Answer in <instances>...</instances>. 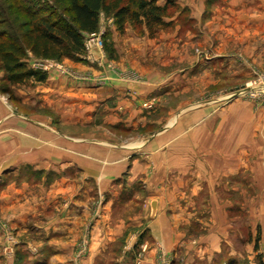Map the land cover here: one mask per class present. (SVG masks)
I'll return each instance as SVG.
<instances>
[{
	"label": "crops",
	"instance_id": "1",
	"mask_svg": "<svg viewBox=\"0 0 264 264\" xmlns=\"http://www.w3.org/2000/svg\"><path fill=\"white\" fill-rule=\"evenodd\" d=\"M155 1L158 5L166 3ZM164 20L171 22V26L160 31L157 38H149L145 29L139 36L127 25L120 42L112 36V48L118 58H107L102 51L92 50L88 57L61 60L68 71L65 75L50 71L41 82L29 81L32 87L16 85V97L24 105V112H13L12 106L0 97V174H23L31 186L33 173L20 169L34 166L41 172L42 180L47 175L56 178L49 188H54L57 197L64 201L57 211L65 212L62 215L66 217L42 222L34 236L46 244L48 252H58L54 258L61 263L71 258L69 255L74 254L80 242L88 244L84 254L92 259L127 231V219L114 223L112 217L113 203L124 201L122 197L116 199L121 192L131 199L145 195L151 206L152 198L176 195L178 187L184 186L183 163L198 161V148L206 154V160L203 154L201 159L208 161L209 151L215 147L217 151L219 146L217 140H210V135L220 133L225 126V114H230L226 111H232L233 118H240L241 108L210 101L189 105L171 121L166 119L167 127L147 141L128 144L126 137L114 131L130 126L137 129L144 124V111L155 109L158 96L176 95L177 90H173L178 84L186 93L200 91L193 86L198 79L205 78L208 87L207 83L214 82L216 77L224 82L225 77L242 76L241 68L264 66V0L232 1V8L226 10L187 14L178 11ZM196 45L202 55L194 61L187 51ZM35 60L29 55L28 65ZM2 77L0 71V84ZM167 87L170 91L165 90ZM257 112L255 121L248 122L249 129L243 134L239 123H232V137L236 138L238 150L242 140L250 141L255 148L257 143H264V109ZM168 114L171 115V109ZM100 117L112 132L106 130L104 137L81 142L74 132ZM67 130L73 134H67ZM239 159L233 162L239 164ZM209 160L220 163L214 155ZM233 167L240 169L239 165ZM139 181L142 185L137 188ZM42 186L43 182L38 184ZM9 192L6 206L14 212L10 225L16 236L31 237L25 222L32 212L30 208L38 203L31 197L27 184L20 185V189L9 186ZM22 192L26 200L23 203ZM98 199L96 211L100 210V214L96 218L91 212ZM162 201V197L157 200L160 205ZM171 201L175 203L174 198ZM17 204H21V210ZM27 204L30 208L26 209ZM174 219L176 225L180 223L179 218ZM2 236L0 232V264H13V255L4 251ZM172 236V245L167 248L162 244L163 251L171 252L179 242L178 235ZM154 238L163 243L161 236ZM64 250L70 254H64ZM154 251L150 249L145 259L152 257Z\"/></svg>",
	"mask_w": 264,
	"mask_h": 264
},
{
	"label": "rangeland",
	"instance_id": "2",
	"mask_svg": "<svg viewBox=\"0 0 264 264\" xmlns=\"http://www.w3.org/2000/svg\"><path fill=\"white\" fill-rule=\"evenodd\" d=\"M168 1L174 7L171 8L169 5L165 17L167 19L173 17L178 11L187 14L191 11L209 12L231 9L232 1L239 0H166ZM189 24L191 26V22ZM131 29L139 36L145 33L142 26ZM160 31H167V29L159 30L154 37L149 38H157ZM97 32H102L103 44L100 50L102 56L118 58L113 51L111 38L113 36L116 42H120L124 34L115 29L111 16L100 14ZM93 51L97 50L93 49ZM187 53L194 61L200 59L202 55L199 45L194 46ZM58 62L61 63V61ZM241 71L244 74L239 78L225 77L224 82L217 81L218 77H216L214 82L207 83L208 87H205L207 81L205 78L206 81L203 78L198 79L193 86L198 87L200 91L194 89L186 93L178 84V87L173 90H177L176 95L158 96V99L154 101L155 109L150 112L144 111V124H139L137 129L136 126H130L127 130L114 131L115 134L126 137L128 144L141 139L147 141L167 127L166 119L170 118L171 121L183 113L189 105L210 101L212 104L220 103L224 107L234 104L241 108L240 118H233L232 111H226L230 114L228 116L225 114L223 123L225 126L220 133L215 131L210 135V140H217L219 146L217 151L216 147L209 151L208 161L201 159L203 154L206 160V154L200 153L198 148L197 154H200L197 156L198 161L183 163L186 169L183 171L184 186L178 187L176 195L167 194L152 198L153 206L149 203L150 198H146L145 195L138 199H131L125 192H121L116 196L117 200L122 197L124 201L113 203V222L117 223V220L122 218L127 219L130 225L128 224L127 231H124L118 240L106 246L97 257L87 259L84 252H87L88 244L80 242L73 255L64 250L66 252L64 254H70L71 258L63 259L61 263L62 261L54 258L58 252L55 254L48 252L46 244L42 243L40 238H35L36 228L42 222L50 218L66 217L62 215L65 212L57 211L64 201L61 197H57L54 188V190L49 188V185L56 180L54 176H43L44 180H42L41 172L38 173L34 166L26 168L22 166L20 169L22 172L27 174L32 172L34 175V182L30 186L27 176L21 173L18 176L7 172L1 173L0 232L3 235V243L7 245V247L3 245L4 251L8 252L5 254L13 255V264H264V243L261 242L264 236V143H257L255 148L251 146L250 141L242 140L238 150V147H235L236 138L233 140L232 137V123L238 122L240 132L243 134L249 129L248 124L255 121L253 119L257 117V111L264 109V66L241 68ZM24 86L32 87V83L28 82ZM170 89L167 87L165 90L170 91ZM244 89L247 91L241 92ZM0 97L6 104L12 106L13 112L25 111L24 105L16 97V86H10L8 94L0 91ZM169 109H171V115L168 114ZM101 119L100 117L90 124L81 125L80 130L74 132L80 136L81 142L92 137H104L106 130L112 132ZM66 133L73 134L68 130ZM212 155L219 158L220 163L210 162ZM238 158H240L239 164L236 161L233 162ZM236 165H239L240 169L235 170L233 166L236 167ZM41 182L43 186L38 187ZM22 184H27L32 192L31 197L38 203L33 205L36 210L30 208L28 204L25 205L26 209L30 208L32 211L31 214L28 213L29 216L25 222V227L31 231V237L16 236V230L9 222L14 212L6 206L11 197L9 186L15 185L20 189ZM136 185L138 188L142 184L139 181ZM23 192L21 203L25 200ZM161 197L162 205L157 202ZM171 198H174L175 203H172ZM27 199H29L28 196ZM96 201L91 215L97 218L100 214V210L96 211L99 199ZM17 205V209L21 210V204ZM24 209L23 207L22 210ZM175 217L180 220L177 225ZM257 228H259L260 237L257 243L258 250L255 251ZM172 233L175 236L178 235L179 242L171 252L163 251L162 244L167 248L172 245L170 241L173 238ZM156 235L162 237L163 243L156 241L154 238ZM26 240L29 242L25 243ZM153 248L154 255L145 259L146 254ZM78 254L81 255L79 258Z\"/></svg>",
	"mask_w": 264,
	"mask_h": 264
},
{
	"label": "trees",
	"instance_id": "3",
	"mask_svg": "<svg viewBox=\"0 0 264 264\" xmlns=\"http://www.w3.org/2000/svg\"><path fill=\"white\" fill-rule=\"evenodd\" d=\"M51 1L0 0L2 93L8 94L10 86L45 79V73L28 65L29 55L55 61L80 57L84 52V35L97 32L101 13L112 17L119 33L128 24L131 28L142 26L148 37H154L159 30L171 26V22L164 20L169 1L163 5L155 0ZM259 237L257 228L255 251Z\"/></svg>",
	"mask_w": 264,
	"mask_h": 264
},
{
	"label": "built area",
	"instance_id": "4",
	"mask_svg": "<svg viewBox=\"0 0 264 264\" xmlns=\"http://www.w3.org/2000/svg\"><path fill=\"white\" fill-rule=\"evenodd\" d=\"M102 32H95L91 34H85L83 39L84 52L81 56L88 57L93 49L101 50L103 40L101 37ZM80 56V57H81ZM32 69L48 73L54 71L58 74L65 75L68 73L67 69L58 61L45 59H36L31 65Z\"/></svg>",
	"mask_w": 264,
	"mask_h": 264
},
{
	"label": "water",
	"instance_id": "5",
	"mask_svg": "<svg viewBox=\"0 0 264 264\" xmlns=\"http://www.w3.org/2000/svg\"><path fill=\"white\" fill-rule=\"evenodd\" d=\"M242 91L244 92V91H247V90H246V89H244V90H241V92H242ZM152 206H153V204H152Z\"/></svg>",
	"mask_w": 264,
	"mask_h": 264
}]
</instances>
